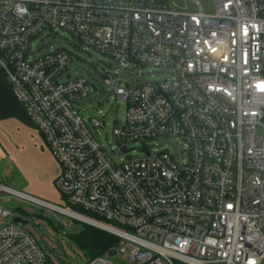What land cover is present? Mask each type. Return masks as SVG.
Returning <instances> with one entry per match:
<instances>
[{
  "label": "built area",
  "instance_id": "1",
  "mask_svg": "<svg viewBox=\"0 0 264 264\" xmlns=\"http://www.w3.org/2000/svg\"><path fill=\"white\" fill-rule=\"evenodd\" d=\"M196 4L199 12L168 0H0V71L60 163L55 185L71 207L0 183V219L10 221L0 264H53L5 201L118 238L89 264H264V0H213L214 13ZM58 32L118 65L100 76L127 103L113 129L119 165L75 107L94 85L58 81L77 55L33 47ZM147 66L168 76L139 77ZM100 114L89 120L96 130L107 125ZM160 137L182 147L154 154L148 141Z\"/></svg>",
  "mask_w": 264,
  "mask_h": 264
},
{
  "label": "rangeland",
  "instance_id": "2",
  "mask_svg": "<svg viewBox=\"0 0 264 264\" xmlns=\"http://www.w3.org/2000/svg\"><path fill=\"white\" fill-rule=\"evenodd\" d=\"M168 2H176L183 8L187 7L191 12L200 11L199 6L196 4V2H199L202 11L206 13L215 12L213 0H168ZM45 37V33H43L32 40L33 47H39L42 53L63 48L77 55V58L71 62L69 68L58 81L65 82L76 78H84L94 85L96 89L95 93L81 99L75 104V107L86 118L88 127L92 131L95 139L102 145L112 161L117 165L121 164V159L124 161L125 156L116 145L113 129L121 127L125 123L127 103L110 91L100 76V72H112L117 69V63L111 57L82 45L69 34L58 32V35ZM137 72L139 73V77L143 79H151L152 76L155 79H161L168 76L167 73L159 72L149 66L140 68ZM121 75L124 77L127 75V72L122 71ZM130 81L132 84L139 82L135 77H132ZM100 112L106 116L105 123L107 125L104 129L99 128L96 130L91 127L89 120L91 117L102 119ZM148 144L154 154L160 151L177 153L182 147L179 141L169 137L149 140ZM128 146L130 148V154L133 157H145V152L140 145L129 143ZM40 199L60 207L71 208L56 188V185L50 197H40ZM13 204L16 203L13 202L9 205L3 203V206L4 208H9L11 205L10 208L13 209L16 217L26 221L32 220L25 228L35 237L53 264H89L93 259L90 248L84 247L82 240H80L87 236V226L89 225L69 219L52 211L32 210L23 203H17L19 207L15 210V207H12ZM64 222H73V226H65ZM9 223V220L0 219V227L6 226ZM56 229L61 230L63 233H56ZM111 260L115 263L123 264L121 258L118 256L112 257Z\"/></svg>",
  "mask_w": 264,
  "mask_h": 264
},
{
  "label": "crops",
  "instance_id": "3",
  "mask_svg": "<svg viewBox=\"0 0 264 264\" xmlns=\"http://www.w3.org/2000/svg\"><path fill=\"white\" fill-rule=\"evenodd\" d=\"M61 171L43 135L0 71V183L39 198L50 197ZM12 207L17 210L19 206L16 203Z\"/></svg>",
  "mask_w": 264,
  "mask_h": 264
},
{
  "label": "trees",
  "instance_id": "4",
  "mask_svg": "<svg viewBox=\"0 0 264 264\" xmlns=\"http://www.w3.org/2000/svg\"><path fill=\"white\" fill-rule=\"evenodd\" d=\"M87 227V236L80 240H82L84 247L86 246L90 248L91 256L93 258L103 256L118 245L119 240L115 236L92 226Z\"/></svg>",
  "mask_w": 264,
  "mask_h": 264
},
{
  "label": "water",
  "instance_id": "5",
  "mask_svg": "<svg viewBox=\"0 0 264 264\" xmlns=\"http://www.w3.org/2000/svg\"><path fill=\"white\" fill-rule=\"evenodd\" d=\"M123 149V151L126 153L127 152V149H126V147H123L122 148ZM149 154V153H148ZM32 220H30V221H26V220H23L22 218H19V217H15L14 218V223H19V224H21L22 226H26V225H28L30 222H31ZM56 233H63L61 230H59V229H56ZM109 255L110 256H113V255H115V252L113 251V252H110L109 253Z\"/></svg>",
  "mask_w": 264,
  "mask_h": 264
}]
</instances>
